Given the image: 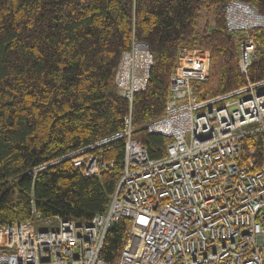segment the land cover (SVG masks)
<instances>
[{"label": "trees", "instance_id": "obj_1", "mask_svg": "<svg viewBox=\"0 0 264 264\" xmlns=\"http://www.w3.org/2000/svg\"><path fill=\"white\" fill-rule=\"evenodd\" d=\"M231 0H0V226L42 218L84 222L104 212L123 175L124 142L105 150L117 161L84 177L70 161L49 163L124 128L129 102L115 74L135 37L149 44L154 64L146 91L133 103V137L151 158L167 154L170 138L147 124L166 111L170 77L182 48L210 51V76L194 82L204 100L264 79V31L241 73L240 53L225 23ZM264 16V0H241ZM212 16L213 24L206 18ZM132 226L123 218L107 234L100 257L117 264Z\"/></svg>", "mask_w": 264, "mask_h": 264}, {"label": "built area", "instance_id": "obj_2", "mask_svg": "<svg viewBox=\"0 0 264 264\" xmlns=\"http://www.w3.org/2000/svg\"><path fill=\"white\" fill-rule=\"evenodd\" d=\"M225 23L248 78L264 16L231 0ZM153 64L149 44L134 37L115 74L129 102L124 128L30 172L36 178L68 160L84 177H98L117 163L106 148L123 141V175L108 208L88 222L33 209L31 219L0 226V264H113L100 254L123 218L132 226L117 264H264V79L201 100L193 83L209 79L210 51L182 48L165 114L147 124L170 138L167 154L154 159L132 126L134 97L147 90ZM41 222L54 228L39 230Z\"/></svg>", "mask_w": 264, "mask_h": 264}, {"label": "rangeland", "instance_id": "obj_3", "mask_svg": "<svg viewBox=\"0 0 264 264\" xmlns=\"http://www.w3.org/2000/svg\"><path fill=\"white\" fill-rule=\"evenodd\" d=\"M206 18H208L209 21L213 24L214 19H213L212 16H209V17L204 16V17H202V18L200 19V21H201V25H202V26L205 24V22H206ZM37 228H38L39 230H47V229L54 228V226H47V225L45 224V222H41V223L37 224Z\"/></svg>", "mask_w": 264, "mask_h": 264}]
</instances>
